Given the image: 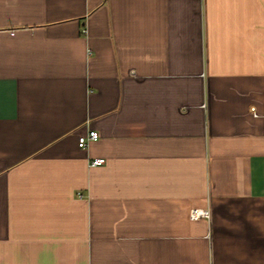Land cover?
I'll list each match as a JSON object with an SVG mask.
<instances>
[{"label": "crops", "instance_id": "1", "mask_svg": "<svg viewBox=\"0 0 264 264\" xmlns=\"http://www.w3.org/2000/svg\"><path fill=\"white\" fill-rule=\"evenodd\" d=\"M0 264H264V0H0Z\"/></svg>", "mask_w": 264, "mask_h": 264}, {"label": "built area", "instance_id": "2", "mask_svg": "<svg viewBox=\"0 0 264 264\" xmlns=\"http://www.w3.org/2000/svg\"><path fill=\"white\" fill-rule=\"evenodd\" d=\"M98 139V133L96 131H89L87 135L80 136L78 138V147L79 148H85L90 141H95ZM104 163V160L101 158L92 159L89 161L90 167H95L102 165ZM200 217H208V212L206 210H197L192 216L191 219H197Z\"/></svg>", "mask_w": 264, "mask_h": 264}]
</instances>
